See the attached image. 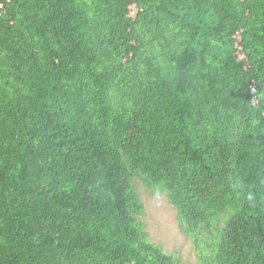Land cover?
I'll use <instances>...</instances> for the list:
<instances>
[{"label": "trees", "instance_id": "obj_1", "mask_svg": "<svg viewBox=\"0 0 264 264\" xmlns=\"http://www.w3.org/2000/svg\"><path fill=\"white\" fill-rule=\"evenodd\" d=\"M0 11V264H180L135 177L204 264H264V0Z\"/></svg>", "mask_w": 264, "mask_h": 264}, {"label": "rangeland", "instance_id": "obj_2", "mask_svg": "<svg viewBox=\"0 0 264 264\" xmlns=\"http://www.w3.org/2000/svg\"><path fill=\"white\" fill-rule=\"evenodd\" d=\"M133 182L145 204L140 219L144 221L150 239L175 255L180 264H204L193 239L181 229L177 210L168 196L151 192L140 177H135Z\"/></svg>", "mask_w": 264, "mask_h": 264}, {"label": "built area", "instance_id": "obj_3", "mask_svg": "<svg viewBox=\"0 0 264 264\" xmlns=\"http://www.w3.org/2000/svg\"><path fill=\"white\" fill-rule=\"evenodd\" d=\"M5 1L9 2L10 0H0V9H3L5 7ZM137 11H138V9H137L136 4L135 3L131 4L130 5V15L134 17L137 14ZM1 13L2 12L0 11V15H1ZM256 87L257 86L255 84H252V89H253L254 93L256 92ZM253 103L254 104L258 103V99L256 96H254Z\"/></svg>", "mask_w": 264, "mask_h": 264}]
</instances>
